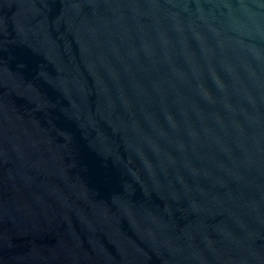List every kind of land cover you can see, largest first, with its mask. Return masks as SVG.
<instances>
[{
	"label": "water",
	"instance_id": "1",
	"mask_svg": "<svg viewBox=\"0 0 264 264\" xmlns=\"http://www.w3.org/2000/svg\"><path fill=\"white\" fill-rule=\"evenodd\" d=\"M0 264H264V0H0Z\"/></svg>",
	"mask_w": 264,
	"mask_h": 264
}]
</instances>
